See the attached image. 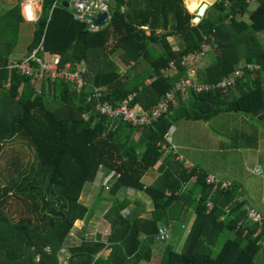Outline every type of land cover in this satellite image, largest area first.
Here are the masks:
<instances>
[{
    "label": "trees",
    "instance_id": "trees-1",
    "mask_svg": "<svg viewBox=\"0 0 264 264\" xmlns=\"http://www.w3.org/2000/svg\"><path fill=\"white\" fill-rule=\"evenodd\" d=\"M54 1H42L28 48L43 36L45 52L60 53L61 62L69 61L71 69L80 70L79 62L85 61L88 69L82 71L80 87L64 79L31 82L16 66H9L8 54L24 20L20 0L0 13V264H59L57 251L73 222L88 221L93 214L79 197L85 183L100 178V171L117 174L107 190L113 198L108 217L117 221L112 222L114 231L109 242L82 236L78 244L69 246L68 264L147 260L152 241L140 240V230L152 236L160 221L175 218L179 224V213L188 208L195 218L182 248L167 246L159 264H264V217L257 221L247 217L246 200H237L238 186L231 181L233 188L207 184L206 174L192 166L184 168L168 149L158 166L161 176L148 186L141 182L165 151L164 133L179 118L206 120L221 111L264 115V47L257 37L264 31V0L248 11L249 22L235 20L237 14L247 13L246 0H230L229 7L217 0L196 24L191 23L194 15L183 0H110L108 19L94 30L88 22L73 18L63 4L68 0H56L51 9ZM227 19L230 23L225 24ZM210 35L217 40L216 56L196 67L195 77L200 83L215 84L242 59L245 72L236 79L235 97H230V90L188 88L184 97L175 91V105L168 101L161 115L145 125L96 109L97 103L115 107L132 96L130 108L149 112L176 80L186 76L179 62L182 55L201 48ZM115 52L121 62L130 64L122 72L110 57ZM169 61L177 69L173 74L162 71ZM246 63L259 67L250 72ZM12 145L27 148L26 158L11 154ZM191 177L193 182L182 187ZM124 188L151 197V218L135 216L131 221L130 216L120 215L127 201L114 195ZM8 192L21 207L16 218L6 210ZM206 198L212 201L210 209L205 207ZM220 215L223 218L218 219ZM225 233L230 236H220ZM108 246L106 257L98 255Z\"/></svg>",
    "mask_w": 264,
    "mask_h": 264
},
{
    "label": "rangeland",
    "instance_id": "rangeland-1",
    "mask_svg": "<svg viewBox=\"0 0 264 264\" xmlns=\"http://www.w3.org/2000/svg\"><path fill=\"white\" fill-rule=\"evenodd\" d=\"M17 0H0V13L9 7H11L13 4L16 3ZM36 2H40L38 0H35ZM187 1L189 0H183V5L186 7ZM217 0H204V3L208 2V7L212 4H214ZM249 3L247 4V13L244 15L237 14L235 20L237 21H243V22H249L248 19V11H252L259 3V0H248ZM22 3L23 0H20L19 6H20V14L22 15ZM230 4V0H224V6L229 7L228 5ZM199 7V6H198ZM41 11V8L38 7ZM36 9V8H35ZM187 9V7H186ZM197 9V8H196ZM188 10V9H187ZM206 10V9H205ZM189 12V10H188ZM192 15H195V11L189 12ZM219 13L218 10L215 11V14ZM232 14L230 16H232ZM23 17V15H22ZM202 18V17H201ZM24 19V18H23ZM192 24H196L193 19L191 20ZM225 24L230 23V19L225 20ZM33 21H25L20 23V31H19V36L16 44L14 45L13 48L9 51L8 58L13 61L16 58L22 57L25 52L28 49V44H30V40L32 38V30H33ZM257 37L260 41V44L264 47V31L257 33ZM209 42L204 41L209 49L203 50V45L201 44V48L197 49L201 52L199 55L198 53L200 51H197V58L195 60H190L187 61L186 57L188 54H183L180 63H185L186 65L185 68H188V73L191 72L190 67L193 69L190 74H193V71L195 73L196 67H202L206 63H208L210 60L214 59L216 56V49H217V40L214 35H210L209 37ZM167 39L170 42H175L176 39L173 36H167ZM110 57L116 62L117 64V71L122 72L124 71L130 64L129 63H124L121 62L119 59V55L117 52L110 54ZM243 64V60L241 59L239 62V65ZM80 66L84 65L85 69L87 68V63L80 61L79 62ZM138 66V65H137ZM194 67V68H193ZM177 70V69H176ZM169 74H173L174 71L169 69L167 70ZM187 76V74H186ZM183 78V77H182ZM181 79V78H180ZM179 80V79H178ZM176 80L175 83L178 81ZM53 81V80H50ZM148 81V79H146ZM174 83V84H175ZM39 87L37 86V89ZM187 91L183 92L181 94V97H184L186 95ZM173 105H175V99H173ZM234 115L232 116H237V113H233ZM252 121V126L249 127L251 131H253V142H246L245 138L240 136V124L238 123L237 120L232 119L229 117V119H226L223 121V123L220 125V119L212 121L214 119L208 120V122L205 123L204 127H202V123L198 121H191L188 124V127L185 128L182 124H184L183 120L178 121L177 123L179 126H176L175 128H172L170 130V127L168 128L166 132V137H167V144L168 143V138L169 134L172 136V141L176 143L177 139L184 142V143H194V145L199 146L204 150V155L207 158L206 161V166L201 167L205 171L212 172L210 167L211 165L216 167L217 169L220 170L219 173H215L216 175H222L224 176L223 179H230L231 181H236L237 184L240 186V188L237 189V200L240 201L239 199L245 198L246 200V210L247 209H253L257 214H253L256 219H260V215L264 217V119L258 116H253L250 117ZM176 123V122H175ZM176 125V124H175ZM244 130H247V127L244 126ZM249 131V130H248ZM234 135V136H233ZM193 137V138H192ZM192 138V140H191ZM236 138H239L238 140ZM230 142H232L233 145L235 143L239 144V148H230ZM244 143H253L250 149H242L240 145H244ZM222 151H218V149L221 146ZM11 154L19 153L22 154L21 157L24 159L26 158V154L28 152L27 148L20 149L18 145H12L9 148ZM175 150L177 151L176 147ZM180 151V152H178ZM178 153L182 155V157L178 156V160L183 163L184 158L190 161L189 158L192 156L189 155L184 149L179 148ZM194 156H197V154H193ZM189 157V158H188ZM174 159L175 156H174ZM218 160V161H217ZM192 165V163H191ZM192 167H194L192 165ZM196 168V167H195ZM197 168L200 170L199 166ZM3 169V160L0 158V173ZM204 170H201V172L205 173ZM91 185H93V190L91 191L90 188ZM96 182L93 181L92 183L87 182L85 183L82 193H81V198L79 201L84 203V205H89L93 199H94V193L93 191L96 190ZM233 188V186L231 187ZM10 195L8 198L9 205L7 210V213L10 217L16 218L20 214L19 211L21 207L18 205L16 197L13 196L11 192H8ZM88 194L90 195V201H87L86 198L88 197ZM241 194V195H240ZM243 195V196H242ZM251 209V211H252ZM245 210V211H246ZM223 218V216H219L218 219ZM252 218V217H251ZM94 219V218H93ZM86 225H95L97 224V221L94 223V220L86 221L84 219L81 220L80 224H77L75 221L73 222V226L70 228L67 237L64 240V243L61 248L57 251L56 258L58 260L59 264H68V257L71 254V251L69 249V246L72 244H78L80 240L78 241V237H80V234L85 230V234L89 235L86 233V229L83 227ZM84 225V226H83ZM87 229H90L87 227ZM221 237H228L230 236V233L226 235L222 234L220 235ZM87 237V236H86ZM169 239V236L168 238ZM167 241V240H166ZM175 241L176 239L171 240V243L173 246H175ZM263 242V241H262ZM171 247L176 250V246ZM47 250H49V247H46ZM179 250V249H177Z\"/></svg>",
    "mask_w": 264,
    "mask_h": 264
},
{
    "label": "built area",
    "instance_id": "built-area-1",
    "mask_svg": "<svg viewBox=\"0 0 264 264\" xmlns=\"http://www.w3.org/2000/svg\"><path fill=\"white\" fill-rule=\"evenodd\" d=\"M40 2H36L35 0H23L22 3V13L25 20H33L35 21L39 17L40 10L38 7L41 4L42 0H38ZM108 2L109 0H69V8L73 14V17L77 20H86L89 22V28L94 30L97 28V25H94L89 20V16H94L98 11H106L108 10ZM249 3L248 0H246ZM57 4L55 0L51 6L53 9ZM36 8V9H33ZM27 19L26 16H30ZM207 43V42H206ZM205 42L203 45V50L209 49L208 45ZM207 48V49H206ZM197 51L195 50L188 52V56L186 57L187 61L195 60L197 58ZM203 52L200 51L198 55ZM60 55L57 53H47L44 51L42 39L36 44L33 45L27 53H25L21 58H16L11 61L9 66H16L22 74H26V76L30 77V81H37L41 78L55 80V79H64L65 81H70L73 84L77 85V87L82 86L84 80L82 79V71L85 70L84 65L80 66V70L71 69V63L69 61L62 63ZM182 65H186L185 63H180ZM243 65L237 66L232 71L231 76L225 77L223 80L215 83V84H203L198 82L195 77V73H188V68H186L187 76L179 79L168 91L164 93V100L158 102L149 112L142 110L141 108H130L128 102L132 98L129 96L127 99L122 100L117 106L111 107L107 103L99 104L97 103L96 109L107 116L113 117L118 116L120 120L130 121L134 125H145L151 124L153 120L161 115V112L165 110L167 106V102L170 101L173 103L174 92L179 91L181 94L185 92L188 88H192L195 92L207 91L208 89H219L223 93H228V91L234 86L235 80L243 76L245 70L242 67ZM245 66L250 72H253V69L259 67L258 64L246 63ZM194 68V67H193ZM175 71L176 67L172 61L168 62V67L164 68L162 71L166 73L167 70ZM195 69V68H194ZM149 82V79L148 81ZM95 96H99V93H96ZM87 118V116H85ZM167 132V131H166ZM166 132L164 133V139L167 140ZM162 148H172L170 144L168 145L166 142L161 143ZM178 156L182 157L180 154H175V158L178 159ZM183 158V157H182ZM185 160V159H184ZM182 166L184 168L191 167L189 162L183 161ZM205 182L207 184H217L220 188L232 187L230 181H219L215 175H206ZM197 198H200V194H197ZM240 200V199H239ZM212 206V201L209 198L205 200V207L210 209ZM257 214L253 209H247L246 215L251 221L259 220L254 217ZM254 214V215H253ZM258 215V214H257ZM252 217V218H251ZM159 240H164L168 237V226L162 224L158 227L157 236Z\"/></svg>",
    "mask_w": 264,
    "mask_h": 264
},
{
    "label": "crops",
    "instance_id": "crops-1",
    "mask_svg": "<svg viewBox=\"0 0 264 264\" xmlns=\"http://www.w3.org/2000/svg\"><path fill=\"white\" fill-rule=\"evenodd\" d=\"M187 7V5H186ZM208 64V63H206ZM205 64V65H206ZM232 71L228 74H225V76L221 79L223 80L225 77L231 76ZM219 80V81H221ZM239 81V79L237 80ZM237 81L235 80V84L233 86V88L230 90V97H234L235 95L238 94V90H237ZM233 113H237V116H232L234 115ZM253 116H258V115H253V112H250V114L244 113L242 111H221L217 114H215L214 116H211L210 118L206 119V120H200V119H183V118H179L178 120H176V123H174L173 125L170 126V130L172 128H175L176 126H179V124L181 123H177L178 121H182L184 122V124H182L185 128L188 127V124L191 121H195L198 123V121L200 123H202V127H204L205 123L208 122V120L210 119H214L212 121L215 120H219L220 119V125L223 123L224 120L229 119V117H231L232 119H235L238 121V123L240 124L241 128H240V136L244 137L246 142H253V131H251L249 129V127H251L252 121L250 119V117ZM258 117H261L264 119V115H259ZM176 124V125H175ZM244 126L247 127V130H244ZM249 130V131H248ZM234 136V135H233ZM193 138V137H192ZM191 138V140H192ZM237 140L239 138H236ZM168 143L170 144V146H172V149H170V151L173 154H180L178 152L179 148L184 149L189 155H191L192 157L189 158L190 161H188L187 159H185L186 162H189L190 165L192 163V165L194 167H196L195 169L200 171L204 170L201 167L206 166V161L207 158L204 155V150L202 148H200L197 145H194V143H184L180 140L177 139L176 143L172 141V136L169 134V138H168ZM253 143H244V145H240V147L242 149H250V147L252 146ZM221 147L216 148L218 149V151H222V147L223 145H219ZM230 148H239V144L235 143V145L232 144V142H230ZM175 147L177 149V151L175 150ZM168 152V148L163 152V154L161 155L160 159L158 160L157 163H155V165L152 168H149L144 175L141 177V182L145 185L148 186L150 184H152L154 181L157 180V178H159L161 176V173L158 169V166L160 165L161 160L163 159L164 155ZM193 154H197V156H194ZM181 155V154H180ZM175 156V155H174ZM182 156V155H181ZM218 161V160H217ZM191 165V166H192ZM197 166H199V168H201L200 170L197 168ZM212 172L209 171H205L206 175H215V177L219 180V181H231L230 179H223L224 176L222 175H216L215 173H219L220 170L217 169L216 167L212 166L210 167ZM100 178H98L97 180H95L96 182V190L93 191L94 193V199L93 201L89 204L86 205L90 208V210L92 211V215L90 216V218L88 219V221L90 220H94V223L97 221V224H93V225H86L83 227V229H86V233L90 234L86 235L84 232L85 230H83V232L81 233L82 235H80V237H78V241L82 240V236L85 238H96L97 236L100 237V239H102V241H107L108 240V236L110 234L111 231H114L113 229V219L114 217L110 216L108 217V210L111 206V200L113 198H111L109 196V194H107V190H105L104 188V180L107 178V175L103 172L100 171ZM102 173L104 175H102ZM205 174V173H204ZM205 175V176H206ZM112 178H110L108 181H111ZM194 180L193 177L189 178L188 181L184 182V187H188L189 183H192ZM232 185H236L238 186L237 188L239 189L240 186L237 184L236 181H231ZM92 183V182H91ZM104 183V184H103ZM233 185V186H234ZM92 188H90V190H93V185H91ZM198 194V193H197ZM90 195L88 194V197L86 198L87 201H90ZM114 197L118 200H126L127 204L122 207L120 209V215L122 217H129L130 216V220L132 221L133 218L135 216H137L138 218H142V219H149L152 217L153 214V201L151 199V197L146 194L143 191H134V190H130L128 188H124V189H120L116 192V194L114 195ZM90 198V199H89ZM84 204V203H83ZM132 214V215H131ZM178 216L180 217V223L177 224L176 219L171 218L169 219V222L166 223L165 222H158L157 224V229L158 227L163 224L166 223V225L168 226V236L169 239H165L163 241L157 239L156 237V233H154L152 236H149V234L145 233L143 230H140L139 233V239H145V237H149L151 238V243H150V257L147 260H140L138 262V264H159V261L162 257V255L164 254V251L166 249L167 246L172 245L171 240L176 239L175 241V246L177 249V251H180V249L183 246V243L188 235L189 229L192 225V222L195 218V214L192 211V209L188 208L185 212H183L182 214L179 213ZM177 216V218H178ZM94 218V219H93ZM81 219V218H79ZM82 220V219H81ZM117 222V221H115ZM113 222V223H115ZM116 225V224H115ZM87 227H89L90 229H87ZM157 231V230H156ZM148 235V236H147ZM87 236V237H86ZM167 240V241H166ZM173 246V245H172ZM173 246V247H175ZM110 251V247H103L102 249H100V251L98 252V255H103L104 257H106L109 254Z\"/></svg>",
    "mask_w": 264,
    "mask_h": 264
},
{
    "label": "water",
    "instance_id": "water-1",
    "mask_svg": "<svg viewBox=\"0 0 264 264\" xmlns=\"http://www.w3.org/2000/svg\"><path fill=\"white\" fill-rule=\"evenodd\" d=\"M63 4L65 5V7H68V3L65 1L63 2ZM208 7L207 3H202L201 5H199V7H197V9L195 10V15L193 17V20L195 22H199L201 17L204 15L205 13V9ZM106 13L104 11H99L95 14V16L90 17V20L93 24L96 25H103L104 24V19H105Z\"/></svg>",
    "mask_w": 264,
    "mask_h": 264
},
{
    "label": "clouds",
    "instance_id": "clouds-1",
    "mask_svg": "<svg viewBox=\"0 0 264 264\" xmlns=\"http://www.w3.org/2000/svg\"><path fill=\"white\" fill-rule=\"evenodd\" d=\"M42 1H43V0H42ZM42 1H41L40 6H39L40 8H41V6H42ZM66 2L68 3V9H70V8H69V0L66 1ZM109 4H110V0H109V2H108V5H109ZM51 6H52V5H51ZM38 9H39V8H38ZM39 10H40V9H39ZM70 11H71V10H70ZM40 12H41V11H40ZM98 12H99V11H98ZM104 12L106 13V16H105V19H104V24H105V22H106V20L108 19L109 15H108V10H107V12H106V11H104ZM71 13H72V12H71ZM96 13H97V12H96ZM96 13H95V14H96ZM22 15H23V13H22ZM22 15H21V16H22ZM72 15H73V14H72ZM39 16H40V13H39ZM94 16H95V15H94ZM90 17H93V16H89V20H90ZM23 18H24V16H23ZM73 18H74V17H73ZM24 19H25V18H24ZM74 19H75V18H74ZM36 20H37V19H36ZM36 20H35V21H36ZM76 20H77V19H76ZM25 21H33V20H25ZM35 21H33V22H35ZM80 21H86V20H80ZM90 21H91V20H90ZM86 22H88V21H86ZM91 23H92V22H91ZM92 24H93V23H92ZM104 24H103V25H104ZM94 25H96V24H94ZM97 27H98V25H97ZM88 28H89V22H88ZM96 29H97V28H96ZM90 30H91V29H90ZM41 39H42V42H43V36L41 37ZM41 39H40V40H41ZM40 40H39V41H40ZM39 41H38V42H39ZM38 42H37V43H38ZM37 43H36V44H37ZM36 44H33V45H36ZM33 45H32V46H33ZM32 46H31V47H32ZM31 47H30V48H31ZM43 47H44V46H43ZM30 48H28L27 51H26L25 53H27V52L29 51ZM44 51H45V48H44ZM50 53H57V52H50ZM57 54H59V55H60V58H61V54H60V53H57ZM20 58H21V57H20ZM81 61H83V60H81ZM83 62H85V61H83ZM232 88H233V87H232ZM232 88H231V89H232ZM231 89H230V90H231ZM162 142H166V143H167V140L164 139ZM162 142H161V143H162ZM164 149L166 150L167 147L164 148ZM168 149H172V148H169V147H168ZM187 169H189V168H187ZM113 175H117V174H115L114 172H109V173H107V178L104 180V183H105L104 188H105V190H108V189H109L108 186L110 185L111 181H108V180H109L110 178H112ZM204 180H205V177H204ZM104 183H103V184H104ZM182 187H184V185H182ZM81 193H82V192H81ZM80 198H81V195H80L79 199H80ZM80 202H81V201H80ZM161 225H162V224H161ZM165 225H166V224H165ZM157 231H158V229H157ZM156 236H157V233H156ZM167 238H168V237H167ZM157 239H158V238H157ZM164 240H165V239H164ZM161 241H163V240H161Z\"/></svg>",
    "mask_w": 264,
    "mask_h": 264
},
{
    "label": "bare ground",
    "instance_id": "bare-ground-1",
    "mask_svg": "<svg viewBox=\"0 0 264 264\" xmlns=\"http://www.w3.org/2000/svg\"><path fill=\"white\" fill-rule=\"evenodd\" d=\"M206 1H208V0H206ZM185 2H186V0H185ZM203 2H204V0H189V1H187V9L189 10V12H193ZM207 4H208V2H207ZM33 9H35V8H33ZM26 17H27V19H29L31 17V15L29 17L28 16H26Z\"/></svg>",
    "mask_w": 264,
    "mask_h": 264
}]
</instances>
